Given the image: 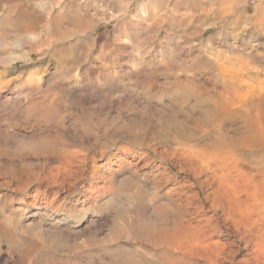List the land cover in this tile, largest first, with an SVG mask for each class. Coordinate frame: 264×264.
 I'll list each match as a JSON object with an SVG mask.
<instances>
[{
    "label": "rangeland",
    "instance_id": "1",
    "mask_svg": "<svg viewBox=\"0 0 264 264\" xmlns=\"http://www.w3.org/2000/svg\"><path fill=\"white\" fill-rule=\"evenodd\" d=\"M76 5L83 12L86 9L87 18L72 15ZM8 7L13 10L8 11ZM64 14L70 18H63ZM13 15L16 18L20 15L19 20L30 15L43 25L37 29L43 33L38 32L32 39L37 48L32 61L20 60L12 66L0 64V78L28 83L23 92L27 93L26 99L22 95L20 106L33 105L30 115L36 118H26L28 115L20 111L19 104L4 105L9 84L0 91L3 102H0V133L11 126L19 139L30 138L29 135L39 130L38 133L53 136L51 139L57 144L55 152L49 157L31 155L27 163L30 168L41 171L53 168L54 173L60 168L61 173H55L57 182L44 180L24 191H15L14 186H0V224L10 230L17 227L18 238L31 226H44L42 229L46 228L47 235L45 242L36 239L37 243L46 244L45 251L39 244L30 250L33 254L26 244H18L19 249L7 238L0 237V264H34L35 261V264H164V258L158 255L160 248L134 238L130 225L138 206L134 196L136 192L147 196L156 193L154 203L162 202L169 190L185 181L186 174L165 173L160 178L166 181H160L161 188L155 189L153 164L149 166L150 160L141 158V154L148 148L171 150L181 142L204 143L215 136L205 132L212 93L200 95L197 84L213 86L216 83L227 93L240 73L258 74L259 80L264 81V0H0V31L7 21L15 18ZM57 19L63 23L61 31L55 26ZM50 22L54 27L49 26ZM48 30L52 34L57 32L52 36ZM38 39L42 46H38ZM24 49L28 50L29 46L26 44ZM38 76L41 88L29 84L36 83ZM34 108L39 110L36 112ZM49 121L51 125L45 123ZM124 148H132L133 152L120 162L118 157ZM70 151L78 154L76 163L80 164L73 176L65 170ZM261 155L264 156L261 153L256 157L252 153L250 164L256 159L263 162ZM176 163L172 159L169 167L174 168ZM16 164L18 168L20 163ZM166 165L163 164L162 170ZM103 183L108 186L104 195L98 200L89 197ZM35 197L43 202L42 206L31 205ZM50 201L53 207L46 208L45 202ZM206 205L204 212L213 213L209 204ZM33 209L38 214L26 218V213ZM191 215L188 217L193 223L204 217V214ZM247 253L241 247L230 264H238L236 260Z\"/></svg>",
    "mask_w": 264,
    "mask_h": 264
},
{
    "label": "bare ground",
    "instance_id": "2",
    "mask_svg": "<svg viewBox=\"0 0 264 264\" xmlns=\"http://www.w3.org/2000/svg\"><path fill=\"white\" fill-rule=\"evenodd\" d=\"M31 1L33 2V0ZM35 1L38 2V0ZM41 3L42 2H40V4ZM52 7L53 6H51L50 8L51 10ZM10 9L13 10V8H9L8 11H10ZM41 9L44 10L43 7ZM19 11L21 12L22 10ZM20 12H16V13L20 14ZM82 12H83L82 7L80 5L78 6L76 5V7H74V11H72L73 13L72 15L75 17L76 16L81 17L83 19L87 18L88 14H86V12L85 14H83L84 12L83 13ZM62 13L66 14L67 12H62ZM28 14L31 13L29 12ZM65 14L63 18L66 17ZM68 14L69 13H67V15ZM13 16L15 17V15ZM18 16L17 18L15 17L14 19H12L11 22L7 21V23L4 24L1 28L0 64L4 63L7 66H12L14 63L20 60L23 61H27L28 59L31 60L35 51L37 50L36 45L32 42V39L38 36V32L39 33L42 32V31H37L39 22H37L34 19V17L33 16L31 17L30 15L29 16L27 15V17L24 20L23 18L22 20H19ZM56 16H58V14ZM75 17L74 19L76 20L77 17L76 18ZM66 18L68 20V18L70 17L68 16ZM58 19L55 23V26L58 28L59 31H61L63 27V23L58 21ZM74 19L70 22H73ZM61 20H63L62 17ZM40 23H42V21H40ZM53 24L54 23L50 22L49 26L52 27ZM50 29L53 30L52 28ZM45 30L47 31V29ZM56 32L54 31L55 34ZM50 33L51 31L48 30L49 35ZM54 33L53 34L51 33V35L54 36ZM39 39L41 40V38ZM39 39L37 44L38 46L39 45L42 46L43 44H39L40 42ZM28 43L30 45H28ZM26 44L27 46H29L28 50L24 49ZM45 47L44 48L40 47V48H43L45 50ZM40 48L39 50H41ZM19 77L21 76L19 75ZM40 79L41 77L38 76V78L36 79L38 81H36V83L31 82L29 84L31 86L39 85V88H41L39 84ZM78 81L79 80H76V82ZM231 83L232 86L229 88L227 93H225V91H223L224 92L223 93L219 89V87H221L222 85L218 87V84L216 83L213 84V86L205 85V83H203V85L197 84L196 86L199 87L200 89L199 92L200 95H202V93H212L210 95L211 106L209 105L210 108L208 107L209 108L207 110L208 112L206 111L207 113L206 127H208L207 128L208 130L205 131V132L208 131L209 134L210 132L214 133L215 136H213L211 140L209 139L206 142L204 141V143L196 142L194 144L181 142L179 147L173 148L171 150L167 149L160 151V150H151L150 148H148L146 152H143L141 154L142 156L141 158H147L150 160L149 166L151 163L153 164L151 165V167H154L153 170H155L156 172L153 175V187L155 189L159 188L161 183L160 181L163 182L166 181V179L161 180L160 178V176L161 177L164 176L165 173H172L173 171H179L186 174V179L181 185L178 183L179 184L178 186L173 187L171 190L168 189L169 191L168 192L166 191L167 193L165 192L166 193V196H164L165 200H163L162 202H159L157 204L154 203V200H156L154 198L158 197L157 195H155L156 193H154V195L151 194V196H147L141 192H136L134 196L135 201H137L138 203V206L136 207L135 210L134 220L130 223L132 229L134 230V238H136V240H141V239L145 240L144 242L147 241L160 248L161 251L159 252L158 255L159 257L164 258V264H230L236 258L237 256L236 254L239 252L241 247L246 248L248 250V253L244 256V258L242 257L239 258V260L238 259L236 260L238 264H264V161L262 162L256 159L254 160L253 164H250L249 161L250 155L252 153L253 154L256 153V157L261 153L264 154V81L259 80L258 74L250 75V73L247 74L240 73L235 77V80H233ZM27 84L28 83H26L23 80L17 83L15 80L12 79H10L7 82L4 79L0 78V91L5 87L7 88V86H9L8 87L9 92L6 93V95L4 96V100H5L4 105L6 104L10 105L11 103H14V106L15 104H19L20 106L22 99H24L22 98L23 97L22 95H24L26 99L27 93L23 94V92L25 91ZM223 85L225 86L226 83ZM35 88L37 90V86ZM64 90L65 89H63L62 91ZM196 90H198V88ZM30 91L28 92L29 94L31 93ZM65 94H68V92ZM21 106L19 107L20 111L26 112L25 116L26 114L28 115L26 116V118H30L32 112L34 111L33 109L32 111L30 107L33 108L34 106L30 105V107H26V108H22ZM25 106H27V102ZM36 109L35 110L37 112L39 109L38 108ZM12 111L15 112L16 110L13 109ZM38 113H40V111ZM47 114L48 113H46V115ZM9 115L12 116L11 114ZM13 115L15 114L13 113ZM41 115L43 114L41 113ZM41 115L40 118H42ZM33 116L31 118L35 117ZM53 119L56 118L53 117ZM24 120L25 119L21 121ZM12 121L14 122V120ZM41 122L39 124H41ZM45 123L49 125L50 121L49 123L48 122ZM24 126L25 125H23V127ZM41 126L42 125H40V127ZM9 128H11V130ZM9 128H8L9 130L7 129V131L4 130L5 132L2 130L4 132L3 134L0 133L1 135L0 136V179L2 180L0 182V186L3 187L14 186L15 191H24L25 189H28L30 185L34 183L35 184L42 183L44 180H47L48 183L57 182V180L59 179L55 180L56 178L55 173L57 175H60L61 173L60 168H57V170H55L54 173L53 168H48L46 171L43 170L41 171L38 169L30 168L27 163V159L31 155H44L45 157H49L51 154L55 152L57 144L55 141H53L54 139L53 140L51 139L53 136L49 137L48 134L44 135L45 133L44 134L38 133L40 131L39 130L37 133L35 132L33 136L32 134L29 135V137L31 136L30 138L26 136L28 139L27 138L19 139L15 137L14 133H12V129L14 127L12 128L11 126H9ZM132 152H133L132 148H124L123 153L118 157L120 159V162H123L126 159V157ZM261 157L264 156L261 155ZM78 159L79 156L76 152L74 151L69 152L67 159L65 161V170L67 173H71V176L74 175L75 171L78 170L77 167L80 166V164L78 165L76 163ZM109 159L110 158H107V160ZM172 159H175L177 161L176 163L177 166H174V168L169 167ZM158 160L161 161L160 164L157 163ZM17 162L20 163V166H18V168L16 167ZM163 164L164 165L168 164V166L166 165V167L162 170ZM69 179L71 180V178ZM61 180L62 181L60 182V184L63 185L64 180L63 179ZM92 184L93 183L90 182V185ZM43 187L46 188V186ZM99 187L100 188L97 191H95V193L93 192L89 197L93 198L94 200H98L99 196H103L104 192L108 189V186L105 185V183L101 184ZM38 188L40 187L38 186ZM38 191L39 190L37 189L36 192ZM34 201L35 202L31 204L32 206L35 205L42 206L43 202L41 203L39 201V198L35 197ZM50 203L51 201L49 203L45 202V207L46 208L53 207L52 205H50ZM95 203L96 202H94V204ZM206 204H209L208 206L211 212L213 213L207 214L206 212H204L206 211L205 210V208L207 207ZM7 207L9 206L7 205ZM38 212H39L38 210L28 211L25 217L26 218L32 217L34 215H37ZM191 214L193 216H196L195 214L197 215L204 214V217L197 220L196 223L195 222L193 223L191 219H189L188 217ZM29 225L30 224H28L27 227ZM77 225H80V223H78ZM39 227L38 226L29 227L28 230L26 231L27 234L24 233L22 238H18L17 235L15 234V230L17 227L15 228V230L13 229L10 230L8 228H5L3 224H0V237L7 238L12 244H16L17 245L16 247H19L18 244L20 243H22L23 245L26 244L29 247L28 248L29 253H32L30 252V250L32 251L33 249L38 248L37 245L39 244L42 245V241H44L47 236L44 231L46 230V228L43 230L42 228L44 226L42 228ZM47 230L51 231L50 229ZM19 234H20V229H19ZM53 234L55 235V233ZM220 236H225L226 238L220 239L219 238ZM36 239L38 241H40L41 239L43 240L41 241V243L40 242L37 243ZM22 244L20 245L21 248L26 246V245L22 246ZM45 245L44 246L42 245L41 248L44 249L43 247H45ZM24 249L25 247L23 248V250ZM44 251L42 252L44 253ZM46 253H48L47 250ZM51 254L49 253L50 257H52ZM24 255L25 254H23V256ZM46 255L44 256L47 257ZM35 256L36 255H34V257ZM39 258H42L41 255ZM136 258L137 257H135V259ZM35 262L33 263L35 264ZM38 262H40V260ZM141 263L143 264V262ZM115 264L117 263L115 262Z\"/></svg>",
    "mask_w": 264,
    "mask_h": 264
}]
</instances>
